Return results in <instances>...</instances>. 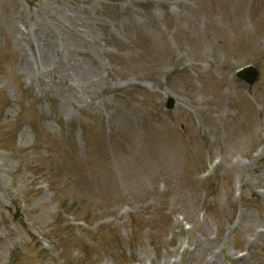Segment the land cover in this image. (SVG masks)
Listing matches in <instances>:
<instances>
[{
  "label": "rangeland",
  "instance_id": "1",
  "mask_svg": "<svg viewBox=\"0 0 264 264\" xmlns=\"http://www.w3.org/2000/svg\"><path fill=\"white\" fill-rule=\"evenodd\" d=\"M0 264H264V0H0Z\"/></svg>",
  "mask_w": 264,
  "mask_h": 264
},
{
  "label": "water",
  "instance_id": "2",
  "mask_svg": "<svg viewBox=\"0 0 264 264\" xmlns=\"http://www.w3.org/2000/svg\"><path fill=\"white\" fill-rule=\"evenodd\" d=\"M248 72H249V70H245L244 73L241 74V76H244V75L247 76Z\"/></svg>",
  "mask_w": 264,
  "mask_h": 264
}]
</instances>
